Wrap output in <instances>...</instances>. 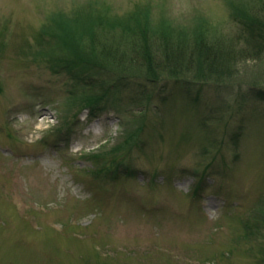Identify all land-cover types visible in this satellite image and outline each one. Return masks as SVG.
<instances>
[{"label":"rangeland","instance_id":"1","mask_svg":"<svg viewBox=\"0 0 264 264\" xmlns=\"http://www.w3.org/2000/svg\"><path fill=\"white\" fill-rule=\"evenodd\" d=\"M263 1L0 0V264H264Z\"/></svg>","mask_w":264,"mask_h":264},{"label":"trees","instance_id":"2","mask_svg":"<svg viewBox=\"0 0 264 264\" xmlns=\"http://www.w3.org/2000/svg\"><path fill=\"white\" fill-rule=\"evenodd\" d=\"M261 10H260V14H264V1L261 2ZM249 22V21H247ZM143 23H145L147 26V21L145 20ZM57 26L59 27V32L63 33V38H62V43L63 46H65L66 48H68L69 46V50H73L72 54L80 59V55L76 53V51L74 49H72V45L71 43L73 42L74 38H69L70 40H67V35L69 33H72L73 30L68 28V25L66 23H57ZM136 25H139L137 22H135ZM65 26V29H63L62 27ZM244 25H247V23L245 22ZM56 26V27H57ZM77 28L75 29L73 35H75L77 32H79V29H81L83 26H76ZM89 27V26H88ZM139 29H143L142 26H139ZM253 29V34H254V38L259 41H261V39L264 35V22L263 24H260V22L258 21H252L251 24V30ZM65 30V31H64ZM138 32H142V31H138ZM90 35V32H89ZM71 36V35H70ZM200 40V39H199ZM178 50V51H176ZM162 52V57L161 58V62L162 64L160 66L164 67L166 70H172V69H184V67L186 66H190L195 65L196 63L202 68L200 69L201 71H205L203 74H207L213 77H229V73L231 72L230 69L228 67H231L234 62H235V57H231L230 55L225 54L220 46H218L217 43L213 44V43H207L204 42L202 40H200L198 43H194L193 44V48L192 51L189 53V55H184L183 51H179V49H168L166 47L162 48L160 50ZM175 51V52H172ZM144 57V60L146 62V66L148 67L149 64V60L148 58H150L149 56H147L146 54L142 55ZM83 58V57H82ZM74 64H77L76 62H71L70 66L72 65V67H74ZM164 69V70H165ZM151 70V69H150ZM198 72V71H195ZM175 72H171L170 74L173 76ZM199 73V72H198ZM88 73H82L84 80L87 79V76H85ZM255 92L259 93V96L264 97V90L261 89H257L254 88L253 89ZM257 93V94H258ZM89 109L92 113L97 112L98 107L96 105H92L90 104Z\"/></svg>","mask_w":264,"mask_h":264}]
</instances>
